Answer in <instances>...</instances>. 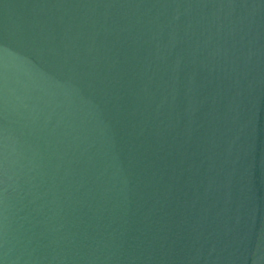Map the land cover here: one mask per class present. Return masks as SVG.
<instances>
[{
    "label": "water",
    "instance_id": "95a60500",
    "mask_svg": "<svg viewBox=\"0 0 264 264\" xmlns=\"http://www.w3.org/2000/svg\"><path fill=\"white\" fill-rule=\"evenodd\" d=\"M0 264H264V0H0Z\"/></svg>",
    "mask_w": 264,
    "mask_h": 264
}]
</instances>
